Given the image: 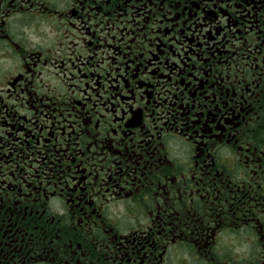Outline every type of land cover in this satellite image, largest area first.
<instances>
[{
	"label": "flooded vegetation",
	"instance_id": "obj_1",
	"mask_svg": "<svg viewBox=\"0 0 264 264\" xmlns=\"http://www.w3.org/2000/svg\"><path fill=\"white\" fill-rule=\"evenodd\" d=\"M181 261L264 264V0H0V264Z\"/></svg>",
	"mask_w": 264,
	"mask_h": 264
},
{
	"label": "clouds",
	"instance_id": "obj_2",
	"mask_svg": "<svg viewBox=\"0 0 264 264\" xmlns=\"http://www.w3.org/2000/svg\"><path fill=\"white\" fill-rule=\"evenodd\" d=\"M25 17H21V16H18V15H14L10 18L9 20V24L12 26V29H16L18 27H21L20 25V21L24 20ZM24 33H28L30 31L29 28L27 27H23L21 29ZM4 65L7 67L8 65V61H4L3 62ZM19 61L17 60V65H18ZM243 178V177H241ZM55 204V202H53ZM57 211H59V209H57ZM122 213L120 211H117L115 208H113V215L116 217V218H119V216L121 215ZM222 243L223 244H231L232 243V238L230 236H227V233H225L224 235V238H222ZM180 264H187L186 261H181Z\"/></svg>",
	"mask_w": 264,
	"mask_h": 264
}]
</instances>
